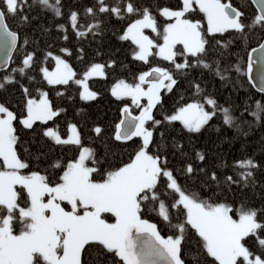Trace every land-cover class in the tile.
<instances>
[{"label":"snow or ice","instance_id":"1","mask_svg":"<svg viewBox=\"0 0 264 264\" xmlns=\"http://www.w3.org/2000/svg\"><path fill=\"white\" fill-rule=\"evenodd\" d=\"M181 4L178 10L167 7L159 10V16L167 21L162 26L148 7H138L133 0H112L111 3L94 0V4L84 10L85 15L95 21L92 24L86 21L82 24L77 11L67 14V23L77 38L89 33L96 35L94 30L100 29L105 16L118 20L127 18L130 22L119 39L135 46L133 59L150 64L151 57H158L171 65L170 68L150 67L140 73L135 82L121 79L110 89L117 100H130L131 105L140 110L139 115H133L132 108L125 104L121 110L123 119L115 125V141L140 140L130 160L121 166L104 173L95 150L83 145L76 124L69 123L66 138L62 137L56 119L64 110L54 109L48 92L40 91L36 98L28 87L21 85L25 115L19 118V123L25 129H33L37 122L48 125L52 121L53 126L43 129V136L55 145H73L78 149L76 158L51 164L53 169L61 170L54 180L39 171L26 173L30 164L17 150L18 116L0 103V264H86L85 256L90 252L96 253L90 257L93 264H107L109 259L112 264H185L182 249L189 229L199 238L196 251L192 253V264H264V208L210 202L211 196L205 198L200 192L188 191L178 181L174 170L168 168L167 156L160 154V143L154 136L165 122L169 125L179 122L188 133H201L217 116L223 126L247 136L241 125L264 123V105L256 101L255 111L245 106L237 113L233 107L218 105L216 99L204 96L203 102L198 99L180 104L174 112L164 115L163 120L153 114L162 104V91L172 93L179 83L177 74L185 70L202 67L213 70L222 81L227 79L224 73L229 71L228 67L216 61L213 69L212 64L205 62L209 52L207 37L232 32L241 40H250L249 34L255 30L264 33V0H251L257 12L248 23H245V13L233 6L231 0H181ZM34 8L51 11L56 17L64 15L62 0H0V50L4 51L0 68L7 69L15 62L13 53L20 39L17 31L10 29L8 18L30 23L29 13ZM200 14L202 18L198 19ZM59 28L67 31L64 25ZM63 38L68 39L67 35ZM216 44L221 42L216 41ZM61 52L71 55L68 49ZM49 57L55 61L54 69H39L47 85L67 86L71 82L82 89L81 100L97 98V93L89 89L88 80L93 76L106 78L105 65L93 64L82 78H77L65 59L51 51L45 54V59ZM35 63V53H27L21 60L22 66L12 68L11 72L25 76L27 70L34 69ZM254 64L259 65L257 91L264 93V35L248 54L245 74L250 82L254 79ZM236 71L240 72V68L236 67ZM17 83L16 76L5 75L0 78V90ZM193 86L199 95L200 85ZM93 131L99 137L104 130L96 126ZM159 135L164 137L163 132ZM173 147L187 156L182 144L177 142ZM195 157L201 164L206 159L205 153L200 151ZM231 167L233 175L223 178L215 171L209 173L204 167H194L192 162H187L180 172L196 179L202 174L204 185L215 184L218 188L221 184L229 189L232 186L249 188L259 183L256 170L260 165L253 158L233 161ZM97 174L102 179L98 180ZM162 188L170 190L173 197L170 207L183 218L182 222L172 225L177 233L167 238L161 235L157 224L142 218L146 209L155 210L158 204V215L163 221L171 222L169 208L161 199ZM202 257H210L211 261Z\"/></svg>","mask_w":264,"mask_h":264},{"label":"trees","instance_id":"2","mask_svg":"<svg viewBox=\"0 0 264 264\" xmlns=\"http://www.w3.org/2000/svg\"><path fill=\"white\" fill-rule=\"evenodd\" d=\"M108 2L111 3L112 0H108ZM231 2L233 6L245 13V23L250 22L252 16L256 14L247 0H231ZM133 3L141 8L148 7L157 16L161 26L167 21L159 16L160 9L167 7L171 10H178L182 7L181 0H133ZM62 4L64 15L61 17H56L51 11L34 8L29 13L30 23H21L18 19L8 18L10 29L17 31L20 39L14 54L15 62L10 65L7 71L0 73V78L11 74L16 76L19 81L17 84L6 85L5 89L0 90V103H4L18 116L15 124L19 136L17 150L21 158L30 164V168L25 172L39 171L53 180L58 178L61 170L53 169L51 164L56 160L66 163L76 158L78 149L73 145H55L43 136V129L53 126L52 121L48 125H41L40 122H37L33 129H25L19 123V118H23L25 115V96L22 93L21 85L28 87L31 95L36 98L39 97L40 91L48 92L54 109L64 110L61 116L56 119L62 137H66L69 123L76 124L83 145L95 150L96 158L101 161L102 171L106 173L128 162L140 143L139 138H134L126 143L114 140L115 125L122 119L121 110L125 104L131 105V102L130 100H117L111 95V87L121 79L129 83L135 82L136 77L149 70L150 67H171L168 62H164L158 57H151L150 64L133 59L132 53L135 46L131 45L129 41L119 39L130 22L127 18L118 20L115 17L108 19L105 16L100 24V29L94 30L96 35L89 33L83 38H77L67 23V14L70 11H77L80 13L82 24L85 21L88 24L95 23L92 17L85 15L84 11L94 4V0H62ZM197 18H202V14ZM60 25H64L67 31H62L59 28ZM65 35L68 37L67 40L63 38ZM249 35L250 40H241L237 38L238 34L232 32L207 37L209 45H206V48H209V52L205 62L212 64L213 69L216 61H220L222 67H228L229 71L224 73L227 79L222 81L214 74L213 70L202 67L177 74L179 83L173 92L166 94L162 91L161 93L162 104L158 105L153 113L156 119L163 120L164 115L174 112L180 104L198 99L203 102L204 96L216 99L218 105L233 107L237 113L245 106H248L250 111H255L256 101H260L264 105V95L257 93L251 87L245 74L247 54L251 48L258 45L264 33L257 29ZM216 41H220L221 44H216ZM61 49H68L71 55L61 52ZM49 51L54 55L63 56L77 73V78H80L93 64L105 65L106 78L92 77L88 80L89 88L97 93L95 100H81L79 86L71 82L67 86L47 85L39 69L41 67L53 68L54 60L50 57L45 59V54ZM30 52H34L36 57L34 69L27 70L25 76L12 73L11 69L22 66V58ZM113 61L114 65L108 67ZM236 67L240 68V72L236 71ZM28 77H33V79ZM196 83L201 88L199 95L196 94L193 86ZM58 92L63 94L58 95ZM180 97H184V99L181 100ZM134 109L137 110V108ZM248 120L251 121L252 118L248 117ZM210 125V127L206 126L201 133H188L182 129L179 122H174L171 125L165 122L156 130L155 140L160 143V154L167 156L168 168L174 170V175L188 191L200 192L205 198L211 196L212 201L210 202H228L234 207H239L243 203L254 208H264V123H252L251 126L242 124L241 127L248 133L247 136L243 135V132L238 133L235 128L223 126L219 116L214 118ZM96 126L104 130L99 137L93 131ZM160 132L164 133L163 138L160 137ZM177 142L183 145L182 151L187 153V156H182L180 151L173 147ZM153 150L155 151V149ZM197 151L206 155L202 164L196 160ZM244 157H251L260 165V168L256 170V180L259 183L249 188L232 186L229 189L226 184H221L219 188L215 184L204 185L205 177L202 174H199V179H196V177L188 178L180 172L187 162H192L194 167H204L209 173L215 171L218 176L223 178L233 175L232 162ZM222 164L229 166L221 167ZM96 178L102 179L98 174ZM169 192L170 190L161 189V199L169 208L171 222L163 221L162 217L158 215V204L155 210H152L151 207L146 209L142 216L149 222L157 224L158 230L165 238L177 233L178 230L174 229L172 225L182 222L183 219L179 217L176 209L170 207L173 197ZM18 230L19 226H17ZM198 239L189 229L185 235L182 249V259L185 260V264H192V253L196 251ZM95 255V252H90L89 256H85L86 264H93L90 257ZM201 259L211 261L210 257ZM107 264H112L111 259Z\"/></svg>","mask_w":264,"mask_h":264},{"label":"water","instance_id":"3","mask_svg":"<svg viewBox=\"0 0 264 264\" xmlns=\"http://www.w3.org/2000/svg\"><path fill=\"white\" fill-rule=\"evenodd\" d=\"M250 3H251V0H248ZM252 6L254 7V9L256 10L257 12V9H256V6L252 4ZM14 54V53H13ZM255 56V54H253ZM3 56H4V51L3 50H0V59H3ZM247 59H248V56H247ZM10 66V65H9ZM9 66L7 67V69L9 68ZM7 69H3V68H0V72L2 71H5ZM246 72H247V60H246ZM258 72H259V65L258 64H254V67H253V73H252V76H253V81H249L251 86L253 87V83L256 84V87H253V89H255L257 91V88L260 86L259 84V80H258ZM248 78V77H247ZM249 80V79H248ZM260 93V92H259ZM264 95V93H261ZM123 119V118H122Z\"/></svg>","mask_w":264,"mask_h":264},{"label":"rangeland","instance_id":"4","mask_svg":"<svg viewBox=\"0 0 264 264\" xmlns=\"http://www.w3.org/2000/svg\"><path fill=\"white\" fill-rule=\"evenodd\" d=\"M205 24H206V21H205ZM58 56H60L62 59H65L63 56H61V55H58ZM66 60V59H65ZM67 61V60H66ZM68 62V61H67ZM103 65V64H102ZM54 67H55V61H54V66H53V68H49V71H51V70H53L54 69ZM90 68V67H89ZM89 68H87V70L89 69ZM86 70V71H87ZM93 77H98V76H93ZM90 89V88H89ZM91 90V89H90ZM81 91H82V89H81ZM91 91H93V90H91ZM39 98V97H38ZM142 103H146V101H142ZM131 108H132V114L133 115H139V109H137V110H135L134 108H136L135 106H133V105H129ZM66 138V137H65ZM167 238V237H166Z\"/></svg>","mask_w":264,"mask_h":264}]
</instances>
